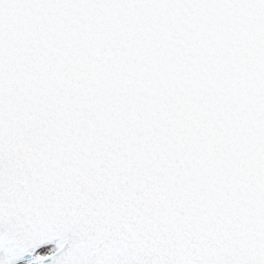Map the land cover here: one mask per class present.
<instances>
[{"label":"water","instance_id":"water-1","mask_svg":"<svg viewBox=\"0 0 264 264\" xmlns=\"http://www.w3.org/2000/svg\"><path fill=\"white\" fill-rule=\"evenodd\" d=\"M14 1L9 7L13 0H0V264H13L20 258L23 259L16 263L24 264L52 254L57 243L41 246L31 256L29 249L54 240L61 242L55 253L26 264H173L180 259L187 260L186 264H235V260L264 264V226H255L264 221V162L254 157L263 180L244 182L247 175H237L222 187L214 170L208 177L202 175L201 163L195 156L199 129L214 134L213 126L225 125L227 113L243 105L240 98L244 100L243 111H249L248 99L257 98L255 95L264 97V92H254L256 89L251 87L259 82L255 77L264 72V0L257 5L243 3L250 12L239 5V0L228 7L223 6L226 0H34L31 13L25 9L30 5L27 1ZM61 2L65 5L61 6ZM153 5L158 11L151 12ZM218 9L228 14V21L229 14L230 18L236 14L239 30L235 34L246 33L245 37L259 41L260 47L254 48L257 42L253 41L244 43L252 50L239 49L238 39L230 34L213 42L217 46L210 49L207 38L216 35L217 30H198V26H218L224 18L215 16ZM113 10L130 20L142 14L146 23L138 27L136 34L134 29L116 24ZM209 11L212 13L205 18ZM189 18L194 20V27ZM229 22L233 24L235 17ZM187 32L191 37L184 36ZM189 38L197 40V49L203 46L213 56L216 48L226 42L229 54L235 57L226 54L213 64L228 59L242 69L233 72L227 67L216 73L215 84L204 79L203 87L197 84L187 89L188 72L183 66L178 70L177 63L173 70L178 72L165 80L170 89L163 84L166 94L161 82V73L166 69L162 66L169 68L179 50L172 46L168 54L166 49L174 41L178 46H188ZM157 42L166 48L161 51ZM122 44L136 55L141 63L139 69H146L148 56L157 57L152 64L158 66L160 73L157 80L146 84L149 93L142 84L144 78L135 79L136 70L123 73L127 79L116 91L115 87L101 89L106 99L100 104L104 98L96 101L95 94L84 91L90 87L99 89L93 82L96 76H100L98 82L107 84L111 81L107 77L109 71L118 74L126 70L124 63L119 68L108 59L123 56L119 54ZM144 46L150 47L151 55ZM190 48L194 49V45ZM106 54L110 55L105 57ZM242 54L245 62L237 57ZM193 59L192 64L200 65ZM130 82L132 89L128 88ZM128 90H133L136 97L132 96L125 106ZM140 100L175 109L177 114L172 121L185 115L195 117L199 122L196 131L189 132L188 140L183 135L177 142L180 125L170 128L167 116L158 124L153 117H134L133 106L138 108ZM259 105L253 107L262 110ZM199 110L204 113L199 114ZM113 116L117 118L112 119ZM136 118L146 122L139 124V129L154 131L146 137L155 142L147 153L132 150L134 146L129 147L120 136L129 123L135 124ZM233 135L230 152L237 153L243 145L249 149L257 146ZM85 137L94 142L97 139L99 144L93 149L87 147L83 144ZM102 145L114 150V162L126 163L131 156L137 159L139 167L130 176L145 173L133 183L134 189L127 185L130 177L123 179L117 173L116 183L112 182L110 189L105 186L107 191L101 193L103 183L109 179L98 158L97 148ZM122 147L125 151L118 153ZM89 151H95L91 155L97 164L92 157L87 159L96 170L78 165V153L88 155ZM254 152L264 160V151L258 149L241 156L252 160ZM63 156L68 161L65 164L61 163ZM220 158L214 160L218 166ZM197 178H201L200 183ZM87 181L92 184L86 186ZM177 184L181 186L176 187ZM169 185L173 187L168 188ZM125 191H129V200L122 195ZM139 192L144 199L136 200ZM116 201L114 207L112 203ZM171 201L179 207L173 208ZM187 205L195 213L190 219L182 210ZM170 214L177 220L172 226ZM187 222L193 225L194 232L187 230ZM208 223L211 226L203 231Z\"/></svg>","mask_w":264,"mask_h":264}]
</instances>
